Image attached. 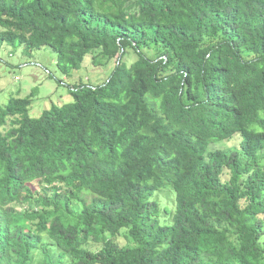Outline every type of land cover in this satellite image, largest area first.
<instances>
[{
	"label": "trees",
	"instance_id": "obj_1",
	"mask_svg": "<svg viewBox=\"0 0 264 264\" xmlns=\"http://www.w3.org/2000/svg\"><path fill=\"white\" fill-rule=\"evenodd\" d=\"M4 43L115 65L0 93V264H264V0H0Z\"/></svg>",
	"mask_w": 264,
	"mask_h": 264
},
{
	"label": "rangeland",
	"instance_id": "obj_2",
	"mask_svg": "<svg viewBox=\"0 0 264 264\" xmlns=\"http://www.w3.org/2000/svg\"><path fill=\"white\" fill-rule=\"evenodd\" d=\"M99 61L101 60H97V63ZM97 63L94 62L93 55H87L82 67L66 76L58 67V53L52 47L30 50L25 45L14 47L4 43L0 46L1 102L6 104L11 94L24 97L36 90L30 113L39 117L54 104L71 102L72 87L82 83L103 84L112 74L115 61L101 65ZM236 138L217 147L233 150L239 145V137ZM32 186L38 188L36 182ZM119 241L127 243L124 237ZM96 247L97 245L93 246Z\"/></svg>",
	"mask_w": 264,
	"mask_h": 264
}]
</instances>
